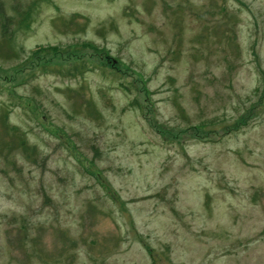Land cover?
Returning <instances> with one entry per match:
<instances>
[{
  "label": "rangeland",
  "instance_id": "1",
  "mask_svg": "<svg viewBox=\"0 0 264 264\" xmlns=\"http://www.w3.org/2000/svg\"><path fill=\"white\" fill-rule=\"evenodd\" d=\"M0 6V264H264V0Z\"/></svg>",
  "mask_w": 264,
  "mask_h": 264
},
{
  "label": "trees",
  "instance_id": "2",
  "mask_svg": "<svg viewBox=\"0 0 264 264\" xmlns=\"http://www.w3.org/2000/svg\"><path fill=\"white\" fill-rule=\"evenodd\" d=\"M2 11V9H1V6H0V15L1 16H3V13L1 12ZM26 16V15H25ZM25 16L23 15L22 16V18H21V20H20V24L21 23H23L24 21H25ZM4 17V16H3ZM13 24H12V19L11 18H4L3 19V28H5V29H7V27H10V26H12ZM5 32L7 33V31L5 30ZM12 32H13V30H11V35H12ZM55 47H58V46H55ZM55 47H53V46H51V47H47V48H41V49H47V50H54V49H56ZM93 47H95V46H93ZM36 52V51H35ZM246 121V119H243L242 120V122H245Z\"/></svg>",
  "mask_w": 264,
  "mask_h": 264
}]
</instances>
